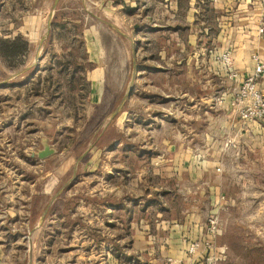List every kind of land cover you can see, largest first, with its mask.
<instances>
[{"label":"rangeland","instance_id":"374dc122","mask_svg":"<svg viewBox=\"0 0 264 264\" xmlns=\"http://www.w3.org/2000/svg\"><path fill=\"white\" fill-rule=\"evenodd\" d=\"M139 3L0 0V38L29 43L22 64L0 56V264H176L163 260L157 224L190 216L187 264H264V122L234 108L231 119L206 98L218 85L205 72L211 57L195 47L191 62L171 0ZM224 50L213 58L229 77ZM36 75L39 94H27ZM239 84L227 87L232 100ZM42 138L55 148L44 159ZM131 222L149 227L145 250Z\"/></svg>","mask_w":264,"mask_h":264},{"label":"crops","instance_id":"0c3cea01","mask_svg":"<svg viewBox=\"0 0 264 264\" xmlns=\"http://www.w3.org/2000/svg\"><path fill=\"white\" fill-rule=\"evenodd\" d=\"M130 1L135 5H140L139 0ZM165 1L163 0V2ZM171 1L175 9H177V37L189 39L188 43L192 44V46L189 45L190 49L192 48L190 50L191 58L198 54L197 51L199 49L203 50L199 51L202 56H207L208 54L211 57L206 64L207 69L205 72L208 73L209 71V74H212L209 77V82L213 84V80L215 79V81L218 80V85L215 87V90L212 89L213 93L207 94L206 98H209L211 102L213 101L211 98H217L219 105L226 106L227 116L231 119L236 118L232 110L234 107L231 105L232 97L228 93L227 87L230 84L232 86L238 85L248 73L254 70L257 61L251 58L252 55H256L258 58L264 56V30L263 32L259 31L261 27L264 29V22L261 21L264 18L261 2L258 0ZM163 28H165L163 25L157 24L156 30L159 32ZM201 40L203 42L199 44ZM195 47H199V49L196 51ZM182 49H184V46L181 45L179 47V63L184 60L181 56ZM223 49H229L232 54V66L236 73L235 78L225 76L226 74L221 70L219 63L213 58L214 53H218ZM131 52L132 62L134 63L133 45ZM191 62L196 64L194 58ZM37 68V65H32V67L28 68L30 70L29 75ZM155 70L160 74V71L163 69L158 66ZM161 76L163 77V73H161ZM134 79L135 76L133 82ZM89 80L91 82L90 100L99 102L103 92L101 88L104 81L103 68L95 66ZM133 82L131 85H135V82L134 84ZM23 83L24 81L20 82V84ZM258 86L264 93V80L259 79ZM212 95L216 96L213 97ZM181 164L183 163L175 157L174 167L176 171L174 175L177 174V169H179ZM184 164L187 163L184 162ZM189 165H192V161H189ZM157 226L165 233L164 237L159 238L161 242L160 247L162 246L161 248H163V251H161L163 253V260L172 261L176 264H187L189 259L185 256L183 250L187 239L190 238L191 232L198 230L196 220L191 216L180 221L177 219H163L159 221ZM130 228L133 245L139 248V250H145L151 243V239H147L149 227L143 224L134 226V223L131 222Z\"/></svg>","mask_w":264,"mask_h":264},{"label":"built area","instance_id":"2783aa9c","mask_svg":"<svg viewBox=\"0 0 264 264\" xmlns=\"http://www.w3.org/2000/svg\"><path fill=\"white\" fill-rule=\"evenodd\" d=\"M263 30L262 27L259 29L260 32H263ZM254 58L258 59V56L255 55ZM217 59L222 63L229 77H236L228 50L222 51L217 56ZM262 75H264V64L259 60L255 65L254 71L242 79L239 86L234 89L232 105L239 118L243 121L258 120L264 122V93L256 85L257 78ZM210 223L214 227V220H211ZM197 245V242L191 243L188 251L190 253L193 252Z\"/></svg>","mask_w":264,"mask_h":264},{"label":"trees","instance_id":"16d2710c","mask_svg":"<svg viewBox=\"0 0 264 264\" xmlns=\"http://www.w3.org/2000/svg\"><path fill=\"white\" fill-rule=\"evenodd\" d=\"M29 49V43L22 35H16L12 38H0V56L9 62L11 65L22 64L23 60H19L18 56L27 54ZM18 59V60H16ZM40 75H36L30 80V85H26L24 90L27 94L37 95L39 84L37 83L40 79ZM41 88V87H40Z\"/></svg>","mask_w":264,"mask_h":264},{"label":"water","instance_id":"95a60500","mask_svg":"<svg viewBox=\"0 0 264 264\" xmlns=\"http://www.w3.org/2000/svg\"><path fill=\"white\" fill-rule=\"evenodd\" d=\"M110 24V23H109ZM111 26H113L112 24H110ZM114 27V26H113ZM132 86V85H131ZM130 93V89L129 91H127L124 96L122 97L121 101L119 102V104L117 105V107L114 109V111L112 112L111 116L115 115V113H117V111L120 109V107L122 106V104L124 103L125 99L127 98L128 94ZM41 145L42 147L40 149L37 150L36 155L38 158L40 159H44L47 156L53 154L55 152V148L52 147L48 142L46 138H42L41 139Z\"/></svg>","mask_w":264,"mask_h":264}]
</instances>
